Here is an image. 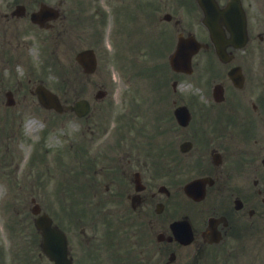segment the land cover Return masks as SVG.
Wrapping results in <instances>:
<instances>
[{
    "label": "flooded vegetation",
    "instance_id": "af4514ba",
    "mask_svg": "<svg viewBox=\"0 0 264 264\" xmlns=\"http://www.w3.org/2000/svg\"><path fill=\"white\" fill-rule=\"evenodd\" d=\"M102 1L106 7L107 0H97L91 12L96 17H85L90 36L99 41L105 22ZM0 3V116L5 127L20 119L22 108L15 96L20 92L30 94L29 105L39 111L56 113L36 98L37 85L56 90L49 81L56 74L50 61L54 56L45 60L42 52L70 36L74 7L90 8L89 0ZM109 6L126 14L147 13V35L140 43L144 57L153 52L155 37L163 43L171 31L176 33L174 46L183 35L197 39L200 47L190 56L189 72L164 66L133 70L130 85L118 93L120 99L127 95L130 104L102 123L96 120L94 105L89 106L80 118L88 134L82 135V143L67 139L73 155L78 151L81 156L78 167L90 176L86 180L98 215L113 211L123 225L108 236L125 233L130 247L125 249L128 255L107 247L98 252L95 264H194L225 238L263 233L264 0H114ZM155 8L162 13L158 21L152 14ZM177 12L179 17L173 18L171 13ZM167 13L169 24L154 30ZM210 28L220 30V37L213 38ZM231 30L244 35V42L231 36ZM216 44L225 46L223 55L215 53ZM26 46L31 47L29 54ZM160 48L166 50L165 45ZM78 68L70 66L72 71ZM101 88L97 99L105 101L109 90ZM112 103L109 99L102 110L116 111ZM66 110L57 113L73 116ZM37 126L42 158L52 147L53 121L44 115ZM174 221L184 224L172 228ZM187 235L191 241L181 242Z\"/></svg>",
    "mask_w": 264,
    "mask_h": 264
},
{
    "label": "rangeland",
    "instance_id": "374dc122",
    "mask_svg": "<svg viewBox=\"0 0 264 264\" xmlns=\"http://www.w3.org/2000/svg\"><path fill=\"white\" fill-rule=\"evenodd\" d=\"M98 3L100 2L98 1ZM102 5L105 9L106 26L108 22L110 24L112 22L114 28L116 22H119L124 13L118 9L114 13L113 8L109 6L114 5V0H111V3H108L107 0L106 7L105 2L102 1ZM94 6H97V0L94 2L89 0L90 9L86 7L73 8L75 19L73 25L68 27L70 36L64 40H57V44L49 46L56 56L46 46L48 51L46 54L42 52L41 57L50 60L54 56V59L50 61L53 63L56 74L50 75L49 81L58 90L63 101L70 102L74 98L87 96L91 104L94 105L96 115L99 116L96 120L102 123L108 118L118 116L117 113L122 112L123 107L130 104L126 100L127 95L120 99L118 93L125 89L126 85H130L128 75L132 67L146 69L149 61L148 56L144 57L142 55L140 61L131 62L136 56L134 48L131 46V40L128 47H123L122 44L115 47L114 40L108 41L106 38L102 42L103 46L94 43L93 37L90 36V23L85 18L87 15L90 19L96 17V15L91 14ZM2 8L4 6L0 3V9ZM144 17H146L145 14L140 13L138 20ZM168 30L171 31L170 28ZM144 31V26L138 23L136 26L137 41L145 36ZM175 36L176 33L171 31V38H167V40H175ZM107 44L108 46H106ZM94 45H96L100 65L98 72L86 78L79 69L78 71L70 70V66L75 64V52L82 47ZM121 49L124 52V62H122L124 66L116 61L119 59L116 50ZM35 54L36 52L33 51V55ZM163 57L166 60V54ZM161 60V57H155L152 63L156 64ZM40 75H45L43 70H41ZM100 87L109 89L110 98L96 102L93 95ZM16 96L20 101L19 107H24V109L19 110L23 117L22 129L24 132L19 131L15 135L14 131L19 119L18 116L15 117L14 123L11 125L13 132L10 131L9 136L5 137V141L4 128L0 132V180H2L0 183V264H51L46 255L40 254L37 247L39 234L32 222L33 214L30 206L33 202L30 199L35 197V200L38 203L40 202L39 204L44 210L47 209L53 213L54 208L59 207L62 201L64 203L73 202L74 207H77L81 206V203H85V199L93 197V195H88L83 198L79 197L74 201L75 198L69 192L72 187L80 189L79 185L82 188L80 195H85V191L89 189H86L84 174L71 168L70 165L77 166L75 163L76 156L75 153L73 155L67 145V139L70 137L72 140L75 139L76 142H79L82 141V134H88V132L80 130L84 124L81 119L73 118L70 120L69 116L71 115L48 114L44 111L41 113L36 107L29 105L32 101L30 94L22 95L20 92ZM109 99L113 102L112 108H116V111L114 110L112 113H109L108 109L106 112L102 110ZM25 107L27 108L25 109ZM41 115H46L54 124L49 133L52 147H50L49 154L46 157L51 165L50 175L44 170V163L40 167L42 174L39 173L36 162L37 151L41 150L34 141L37 133L36 117ZM30 120L32 123L28 124ZM61 120L64 121L63 126L58 125ZM95 129L97 133L96 126ZM43 181L45 183L40 187L38 182ZM65 183H68V185L66 186ZM70 184L72 186H69ZM93 200L96 199H90L87 203V206L91 207L93 212H88L84 218L85 231L83 234L81 233L82 224L78 226L76 223L74 227L67 225L66 228L69 233V244L72 247L75 264L83 263V255L84 260L88 263L95 258L98 252L104 251L102 250V241L107 247H112L115 240L124 237L114 234L112 240L103 238L112 229L119 230L118 227H121V230L122 224L118 223L119 219L113 211L104 217L98 216L99 211L96 210L97 207L94 206ZM49 202H57V204L52 206V209L48 204ZM135 229L138 230L139 225H136ZM223 244L224 246H219V256L214 259L215 255L213 254L211 260L209 259L206 264H264V230L263 233L256 235L241 236L239 239H227ZM86 251L92 253L89 260L90 254ZM200 261L201 264H204L202 259Z\"/></svg>",
    "mask_w": 264,
    "mask_h": 264
},
{
    "label": "water",
    "instance_id": "95a60500",
    "mask_svg": "<svg viewBox=\"0 0 264 264\" xmlns=\"http://www.w3.org/2000/svg\"><path fill=\"white\" fill-rule=\"evenodd\" d=\"M45 223L39 224L46 238L45 251L50 258L54 260V264H71L65 255V242L63 236L56 230H52L48 220L44 218ZM53 243V244H52Z\"/></svg>",
    "mask_w": 264,
    "mask_h": 264
}]
</instances>
